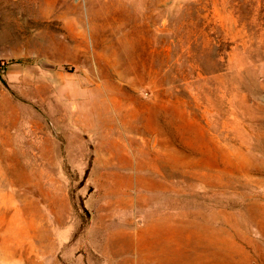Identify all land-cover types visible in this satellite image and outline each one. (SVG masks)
I'll return each mask as SVG.
<instances>
[{
  "label": "rangeland",
  "instance_id": "rangeland-1",
  "mask_svg": "<svg viewBox=\"0 0 264 264\" xmlns=\"http://www.w3.org/2000/svg\"><path fill=\"white\" fill-rule=\"evenodd\" d=\"M0 264H264V0H0Z\"/></svg>",
  "mask_w": 264,
  "mask_h": 264
}]
</instances>
